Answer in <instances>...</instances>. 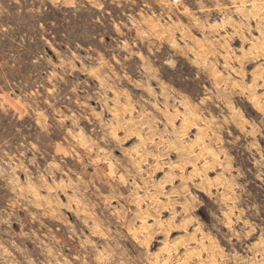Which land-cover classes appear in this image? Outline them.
<instances>
[{
    "label": "rangeland",
    "instance_id": "obj_1",
    "mask_svg": "<svg viewBox=\"0 0 264 264\" xmlns=\"http://www.w3.org/2000/svg\"><path fill=\"white\" fill-rule=\"evenodd\" d=\"M0 264H264V0H0Z\"/></svg>",
    "mask_w": 264,
    "mask_h": 264
}]
</instances>
